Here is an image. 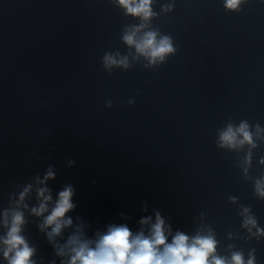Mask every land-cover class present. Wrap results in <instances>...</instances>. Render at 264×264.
<instances>
[{
  "label": "water",
  "instance_id": "obj_1",
  "mask_svg": "<svg viewBox=\"0 0 264 264\" xmlns=\"http://www.w3.org/2000/svg\"><path fill=\"white\" fill-rule=\"evenodd\" d=\"M167 2L154 0L159 16L151 26L171 35L178 50L146 69L120 39L122 26L139 20L110 0H0V207L16 184L51 164L54 198L65 183L76 188L74 222L79 216L93 230L123 222L136 231L141 216L154 222L156 209L173 232L191 236L211 226L221 255L233 243L245 257L255 248L264 264V238L245 243L227 235L244 234L241 204L264 227V200L239 167L248 146L234 152L215 142L229 120L264 127V0H246L239 12L226 10L224 0H175L163 14ZM109 51L131 53L133 67L104 71ZM261 157L264 143L250 176L264 174ZM39 222L29 216L25 234L47 264L53 250Z\"/></svg>",
  "mask_w": 264,
  "mask_h": 264
},
{
  "label": "clouds",
  "instance_id": "obj_2",
  "mask_svg": "<svg viewBox=\"0 0 264 264\" xmlns=\"http://www.w3.org/2000/svg\"><path fill=\"white\" fill-rule=\"evenodd\" d=\"M110 2L124 16L139 20L138 24L123 25L120 34L121 42L129 49H135L132 60L138 61L143 57L147 61L144 68L148 69L163 64L168 57L176 54L178 49L173 37L151 26L152 20L159 16L153 10L154 0ZM245 2L224 0L223 6L228 11L239 12ZM160 7L161 13L168 14L174 10L175 0H169ZM129 54L105 52L101 58L103 70L111 73L114 69H131L133 64L129 61ZM127 103L133 105L135 99L131 98ZM105 106L110 108L112 101H107ZM262 133L264 127L259 122L250 124L248 120H241L237 125L229 120L223 129L217 131L215 141L219 149L234 152L243 151L245 145L248 146L239 167L244 178L252 182L253 195L259 200H264V174L252 177L249 169L254 150L264 143ZM258 163L264 165V157ZM75 164L74 159L66 161L67 167H74ZM56 176L55 166L49 164L42 176L36 174L31 180L16 184L8 194L7 206L0 207V264H45L44 258L38 255L37 246L25 234L29 216L40 218L36 227L53 250V258L47 264H57V261L59 264H257L255 248L248 250L245 257L243 250L228 243V254L221 255L218 252L220 241L211 226L201 224L191 236L180 230L173 232L172 225L156 209H153L154 222L152 215L141 216L136 231L123 222L108 223L103 229L96 230L79 216L74 222L70 213L78 207L74 202L76 188L71 183H65L54 198L48 182L54 181ZM33 199L34 204L31 203ZM228 199L232 203L238 200L235 196ZM239 208L240 227L244 234L229 232L228 239L243 240L245 243L255 239L259 242L264 238V227L259 225L250 206L241 204ZM147 211L148 204L145 202L141 212ZM203 216L204 213H201V218ZM120 217L122 220L131 219L123 212Z\"/></svg>",
  "mask_w": 264,
  "mask_h": 264
}]
</instances>
